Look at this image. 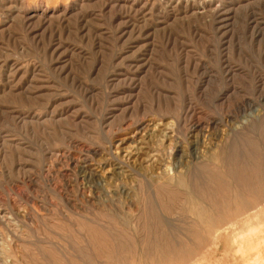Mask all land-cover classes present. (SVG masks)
I'll return each instance as SVG.
<instances>
[{"label":"rangeland","instance_id":"1","mask_svg":"<svg viewBox=\"0 0 264 264\" xmlns=\"http://www.w3.org/2000/svg\"><path fill=\"white\" fill-rule=\"evenodd\" d=\"M239 263L264 264V0H0V264Z\"/></svg>","mask_w":264,"mask_h":264},{"label":"bare ground","instance_id":"2","mask_svg":"<svg viewBox=\"0 0 264 264\" xmlns=\"http://www.w3.org/2000/svg\"><path fill=\"white\" fill-rule=\"evenodd\" d=\"M178 188H180L184 193H186V190L184 188V183H183V180L180 179L179 180V183L177 185ZM177 191V190H176ZM180 191V190H179ZM181 191V192H182ZM177 193V192H176ZM188 202H189V207H190V212L192 213V215L194 216L195 220L201 224H206L209 222V219L207 217H204L202 212L199 211L197 209V207L195 206V204L191 201V198L190 196L188 195ZM3 219V218H2ZM254 232V231H253ZM251 234V233H250ZM56 258V257H55ZM240 264V263H239Z\"/></svg>","mask_w":264,"mask_h":264}]
</instances>
